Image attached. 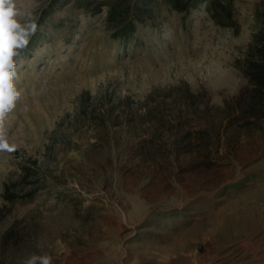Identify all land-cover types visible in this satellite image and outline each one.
Masks as SVG:
<instances>
[{
    "label": "rangeland",
    "instance_id": "rangeland-1",
    "mask_svg": "<svg viewBox=\"0 0 264 264\" xmlns=\"http://www.w3.org/2000/svg\"><path fill=\"white\" fill-rule=\"evenodd\" d=\"M117 1L14 0L0 264H264V0Z\"/></svg>",
    "mask_w": 264,
    "mask_h": 264
},
{
    "label": "clouds",
    "instance_id": "clouds-1",
    "mask_svg": "<svg viewBox=\"0 0 264 264\" xmlns=\"http://www.w3.org/2000/svg\"><path fill=\"white\" fill-rule=\"evenodd\" d=\"M15 9L14 0H0V110H10L14 98L18 95L13 91L10 83L11 73L14 69L12 57L17 54L13 49L23 48L28 43L26 37L29 32L24 31L17 23L15 17L19 13ZM29 28H34V25ZM14 30L15 35L13 34ZM0 115H2V111H0ZM0 149L13 150L2 137H0ZM25 264H51V257L33 255L25 261Z\"/></svg>",
    "mask_w": 264,
    "mask_h": 264
},
{
    "label": "trees",
    "instance_id": "trees-1",
    "mask_svg": "<svg viewBox=\"0 0 264 264\" xmlns=\"http://www.w3.org/2000/svg\"><path fill=\"white\" fill-rule=\"evenodd\" d=\"M78 3H84L86 0H77ZM141 1V4H142V7L140 9V11H143V13H148L149 11H151L149 9V6H146L147 4H149V2H151L152 0H140ZM165 2H169L173 7L175 8H178L179 7V4L181 2V0H163ZM208 1V10H213L214 7H216V5L218 4L220 7H223V4L221 1L219 0H207ZM129 1L128 0H118L117 2H107V5H108V9L109 12V18L110 19H116V18H119L122 14H121V5H124V8L126 9L127 12L125 13H128L131 11V6L127 7V3ZM139 18H141V16H139ZM142 19V18H141ZM135 22L133 19L131 20H125L122 24V27H120V33L121 34H128L130 31H133L136 26H135ZM262 59V58H261ZM262 60H257L256 62L252 63L251 64V67H258L257 70H250L248 68L247 72L249 74L252 75L253 79L257 82V84L259 86H263L264 85V70L260 69L259 67L261 66V62ZM258 92H261V94L264 95V92H262L260 89L258 90Z\"/></svg>",
    "mask_w": 264,
    "mask_h": 264
}]
</instances>
